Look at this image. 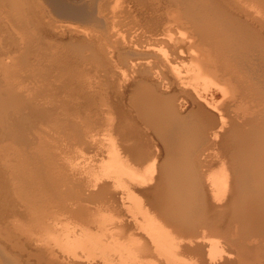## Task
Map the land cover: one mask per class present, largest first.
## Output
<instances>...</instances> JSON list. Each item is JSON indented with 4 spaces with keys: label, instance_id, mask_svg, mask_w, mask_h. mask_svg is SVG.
I'll return each instance as SVG.
<instances>
[{
    "label": "bare ground",
    "instance_id": "6f19581e",
    "mask_svg": "<svg viewBox=\"0 0 264 264\" xmlns=\"http://www.w3.org/2000/svg\"><path fill=\"white\" fill-rule=\"evenodd\" d=\"M33 1L38 8L41 7L42 15L46 18L49 17L50 20L46 23L43 20L44 17H36L41 14L40 8H37L40 14H35L36 16L34 12L33 14L32 12L27 13L24 15L25 17L22 16L23 22L26 24L24 28H28L33 35L30 40H27L29 37H24L23 33H21L23 34L21 38H13L15 34L12 37L11 33L15 26L14 22L17 21H9L5 16L7 20H3L5 14L2 15L3 12H0L2 15V17L0 16V236H3L2 239H6L8 244L10 243L11 246L20 250H15L16 258L13 259V256L10 258L7 254L11 250L8 249L10 251L5 254L3 250L6 248V243L0 242V264H34L28 260L29 255L32 254L40 256L41 260L44 258L47 263L43 262L42 264H180L179 250L185 251L183 249L188 248L194 249L193 251L200 254V264H217L218 262L214 261L211 251L217 253L218 250L225 249L224 246L227 245L229 251V248L232 249L233 246L228 244V241H226L227 244L222 243V245L218 241L211 240L208 243L209 250H203L207 245L206 237H204V233L199 235V232L205 226L210 227V225L221 226L224 228V230L221 229V232L228 230L235 233L236 231L238 235L236 234L235 241L237 243L234 242L232 245L243 251L247 250L246 252H254L255 255L252 253V256L262 255L261 259H263L264 253L261 251L259 253L258 248L261 245L259 249L264 252V116L253 115L256 113V110L253 109L255 106L250 104L255 99L246 93L251 87L248 88V85L246 90V84H243L242 78L247 76V72H244L243 68L248 66L246 64L252 63V61L247 63L250 52L259 53L264 60V0H157L156 4L159 6V10L163 11L156 12V16L153 17H150V14L145 16L143 13V21L140 20L145 23V26L143 25L145 31L141 30V34L143 33L145 39L139 41L140 44L127 46L125 44L127 42L115 37L117 39L114 44L112 46H110L111 43L109 44L112 48L107 47L106 44V49L102 51L99 48V51L96 50L97 48H93L97 47L95 43V46L89 47L86 45H89V42L83 40L87 37H85V33L89 30H87L88 24L94 25L96 29L97 24L99 23L98 25L101 27L100 23L103 22V20L100 22L95 20L97 16L94 18L95 14L93 15L94 11L92 10L94 7L92 8L88 1V3L83 0L80 1L82 3L78 1L70 3L67 0ZM13 2L14 0H0V10L14 13L15 2L14 9L12 10L10 7ZM135 3L132 2L136 5ZM93 4L95 3L93 2ZM124 4L127 3L124 1L122 6ZM171 5H174L175 8ZM129 6L130 8L122 7L121 12L118 10L119 13H123L121 15L124 20L128 16L132 17L131 9L133 7ZM141 6L142 8H139L141 11H139L144 12L147 6ZM148 6L150 8L151 5ZM168 6L172 8L168 9ZM35 10L36 8H34ZM17 11L16 16L19 15ZM58 14L65 15L66 18L70 17L72 18L70 20H75L74 22L77 21L80 25L74 22L71 24L70 21L66 24L64 20L61 23L59 18H65L62 16V18H58ZM50 15L52 17L57 15L56 19L59 20L57 22L60 23L57 24ZM104 16L106 17V15ZM16 19L19 20L17 24L22 21L18 17ZM115 21L118 23L117 20ZM137 21H133V23ZM85 23H87V28L82 26ZM104 25H108V23L105 22ZM124 25L126 27L127 24L124 23ZM94 26L90 27L94 28ZM113 26L115 27V24ZM53 27H59L60 32L57 33ZM140 27L142 28V26ZM21 30L19 31L21 32ZM76 31H83L85 38L81 39L83 35L79 38ZM97 31L99 30L97 29ZM113 31L115 32L114 29ZM123 31L125 32V30ZM171 32L173 33V42L170 40ZM18 35L20 36V33ZM110 39L113 40L112 37ZM36 40L43 45V49L51 48L49 51L52 59H49L54 62L51 69L46 67L48 65L40 69H47L50 72L53 68L61 72V74L58 73L59 78L62 79L61 83H57V92L55 91L53 94L62 91L70 97L71 101L76 100L69 101L71 102L68 104L69 106L67 101L62 100V105L58 106L60 112L57 111L61 118L60 115H55V107L53 109V106L49 107V104H46L48 107L40 104L43 103V98L39 103L34 102L40 96L36 88L33 89L39 93V96H35V99L30 97L31 94L37 92L35 90H32L34 93L30 92L28 87L29 84H32L30 81L35 75L32 76L31 69L29 70L25 66L28 62L27 49L29 52H31L30 49L32 50V48H27V45ZM112 40L110 42H113ZM55 47L59 50L55 49L56 53ZM99 47H103V45ZM165 47L170 48L169 52L172 51L174 55L177 54L179 60L181 51L179 53L177 51H188V55L186 52L187 61L191 63L192 67L188 69L190 67L188 65V68L181 69L183 74H180V69L175 66L173 70L176 74H170L174 80H169V76L168 79L166 78L171 71L166 73V76L162 74L164 80H167L165 82L174 84L168 86L162 85L164 80L157 75V78L155 76L151 78V65L153 66V64L151 61L150 65L145 63L148 59L159 58V51L165 57L166 52L162 51V48L165 49ZM35 49L37 50V47ZM86 49L90 51L88 55L84 53V51L88 52ZM49 51L47 50L48 53H46L49 54ZM253 54L254 58L256 55L253 56ZM30 57L29 59H31ZM45 57L43 60L41 58L39 60H47ZM88 57L92 59L91 62H94V70L107 65L104 64V59L107 58L110 61L113 60L112 63L118 61L120 65L126 62L127 64L131 63L132 67L129 66L132 68L131 71L137 74L134 73V76L131 77V73L128 72L130 73L128 77V73H126L128 68H126L120 73V77L116 75L118 81L115 79V83L110 80H114V78L107 75L108 73L106 74L107 79L103 76L105 79L95 81L94 78L91 79L90 75L93 73V69L91 72L90 69L84 68L90 73L79 70L82 69L79 62L82 63V59L86 60ZM253 58L252 60H254ZM255 58L258 59V57ZM155 60L153 61L155 62ZM169 60L171 59L169 58ZM132 61L135 62L132 63ZM78 65L79 68H77ZM88 65L87 67H89ZM116 65L118 64L116 63ZM159 65L161 64L159 63ZM164 65H168V63ZM254 65L251 66L255 67ZM113 66L114 64L111 67L113 68ZM107 67L110 68L109 65ZM167 67L169 68V66ZM248 67L250 68V66ZM99 69L95 71L98 73ZM262 70L260 69V71ZM43 71L45 73L46 70ZM242 72L246 76L242 77ZM251 72L254 71L251 69ZM251 72L248 74L252 75ZM262 73L264 74V72ZM40 74L38 80L43 77ZM191 75L197 78L203 77L204 81L215 86V89L211 90L212 93L207 94L208 100L205 98L207 105L202 103L206 108H202L201 103L199 104L191 98L192 101L189 97V100H186L187 104L182 108L184 102L180 99V94L184 93L185 95L187 90L185 87V91L182 87L180 89L179 84L182 86V79L191 77ZM255 75L260 76L253 74V76ZM54 76L55 74L52 77ZM109 77L110 79H108ZM74 78L75 80L77 78L76 82H73ZM175 79L178 80L179 89ZM258 79L256 80L258 81ZM42 80L45 83L44 79ZM49 80L52 81V79ZM93 80L95 82H92ZM250 80L252 79L250 78ZM35 82V86H37L36 84L39 83ZM261 82L263 84L264 80ZM252 84L253 82L250 86ZM41 86L44 88L43 84ZM86 86L92 87V90H87L89 94L83 93L82 88ZM263 89H260L261 93H264ZM252 90L254 91V89ZM256 91L253 93L254 96H257L255 95ZM21 94L27 96L30 94L28 98H31L30 101L33 103L25 100ZM43 94L41 91V95ZM49 94L48 96L51 98V91ZM54 98L56 99V96ZM67 98L64 99L68 100ZM78 98H84V101H78ZM260 100L256 99L255 101ZM236 108L238 109L235 110ZM241 109L249 111V114L240 113ZM253 111L255 113H250ZM64 114L73 117L75 124L67 122L70 118L64 117ZM65 119L68 120L65 121ZM43 123H45V127L41 126ZM212 142L213 144H211ZM205 144L208 147L210 144L215 145L214 148L222 153L225 152L227 158L229 157L230 165L227 168L231 173V177H229L230 173L226 170L227 165L224 166L226 162L223 164V161L220 162V158L218 165H221L217 167V171H211L205 175L206 172L203 170L202 173L210 185L209 189H216L215 196L223 195L226 198L227 187L231 192L224 205L211 202L212 205L208 204L209 208L203 202L201 203L204 192H201L203 189L200 187L202 188L204 185L200 186L202 182L199 183V179L203 181V177L197 175L200 166H197L198 162L196 161L198 160L196 159L198 157H195L197 151ZM204 148L211 149L206 146ZM213 154L214 152H212ZM203 156L205 157V155ZM80 157L84 158V161L87 160L83 166H79L82 162V159L81 162L78 161ZM192 158L196 160V164ZM148 160L151 162L144 170L134 167L146 163V161L149 162ZM152 181L154 186L149 187L151 193L148 192L149 188L147 187V189H142L143 184H151ZM138 196L143 200H139ZM205 198L204 200H206ZM209 199L211 198L209 197ZM209 199L207 200L209 201ZM132 203L136 206L135 212L130 210ZM222 203L224 202L222 201ZM108 218L116 220L108 221ZM70 221L75 224L69 225ZM148 223L153 232L147 228ZM140 231H143L144 234L138 236ZM172 232L183 237H194L196 242L193 243L195 240L192 239H188L186 243L182 242L183 239L176 241L177 237ZM214 232L212 229L209 230L210 234ZM234 233L233 235L236 236ZM228 234L226 231V235ZM134 236L146 238L147 242L139 246L133 242L123 243V239L126 237ZM207 238H213V235L212 237L207 236ZM220 238L216 239L220 240ZM227 238L229 237L227 236ZM232 238L230 240L234 241ZM2 239L0 240L2 241ZM233 250L228 254H232L230 253L232 251L234 254L235 248ZM243 251L241 258L247 260L249 253L244 254ZM97 253L103 257L97 258ZM17 260H22L23 263H18ZM36 261L34 262L37 263ZM251 264H264V260Z\"/></svg>",
    "mask_w": 264,
    "mask_h": 264
},
{
    "label": "rangeland",
    "instance_id": "374dc122",
    "mask_svg": "<svg viewBox=\"0 0 264 264\" xmlns=\"http://www.w3.org/2000/svg\"><path fill=\"white\" fill-rule=\"evenodd\" d=\"M26 1H27V2H26ZM28 1H29V2H28ZM67 1L70 2V3H77V1H78L79 3H82V2H80V1H82V0H75V1H74V0H67ZM72 1H73V2H72ZM83 1H86V3L89 2L88 4H91L92 8L94 7V8L92 9V10L94 11L93 15L95 14V15H94V18H96V16H97V18H98V19L96 18L95 20H96V21L99 20L98 22H100L101 20H103L104 23H103V22L100 23V24L102 25L101 27H100V25H98V24H99V23H98V24H97V27H98V28L96 27V29H95V26H94V25H90V24H88V26H89V27H88V26H87V23H85L86 25L84 24L85 26L82 24L83 27H85V28L88 27L87 30H88V29L90 30V31L88 30V32H86L87 30L85 31L87 34H89V33L92 32V33L89 34V35H87V34L85 33V37L87 36L86 38L84 37V33H83V31H76L75 33L78 34V37H79V38H81V37H82L81 35H83V37H82L81 39L85 38V39H83V40H85L87 43L89 42V45L86 44V42H85V44H86L87 46H89V47H93V46H95V44H96L97 47H93V48H95V49L97 48L96 50H98V51H99V49H100L101 51H102L103 49L105 50L107 45H108L107 47L112 48V47H110V46H112V45L114 44V41H116V39H117L118 37H119L118 39H123L124 42H127V43H125L127 46H128V45H130V46L136 45V46H137L138 43L140 44V42L142 41V39H145V38L143 37V33L141 34V30H142V31H145V29L143 28V27L145 26V23H144V22L142 23V21H143L142 17L144 16L143 13L145 14V16H146L147 14H148V15L150 14V17H153V16H156V12L159 13V11H160V12L163 11V10H159V6H157V4H156L157 0H153L154 2L151 1V0H147V1H146V0H136V1H135V0H132V1H131V0H130L131 2H130L129 0H127L128 2H127L126 0H123V1H122V0H121V1H120V0H106V1H105V0H101V2H100V0H98V1L96 0L97 2L94 1V0H93V1H92V0H90V1H89V0H83ZM87 1H88V2H87ZM108 1H109V2H108ZM110 1H111V2H110ZM118 1H119V2H118ZM124 1H125V3H127L128 5H127V4H124V5L122 6V4H123ZM145 1H146L148 4H147ZM14 2H15V4H14ZM14 2L12 3V6H10V5H9V6H10L11 9L13 10V9H14L13 4H14L16 10L14 9L13 11H14L15 14H14L13 12H11V13H12V15H11V13H9V11L0 10V12H3L2 15L5 14V15H3V20H4V19H5V20L8 19L9 21L12 20V22H13L14 20L17 21V22H14V25H15L14 27H17V28L19 27L20 29H17V28H14V27H13V29H12V33H11L12 37H13V35L15 34L13 38H17V39H18V38H21V37L23 36V34H24V35H25L24 37H26V38L29 37V38H27V40H28V39L30 40L31 36H33V35H32V33L28 30V28H26V29L24 28V26H25L26 24L23 22V21H24V18H23L22 16L26 15L27 13H31V12H32V14H33V12H34V15H35V14H40L39 12H41V11H40V10H41V7H39V8H40V9H39L38 6L36 5V3H35L33 0H31V1H30V0H25V2H24V0H23V1H22V0H21V1H20V0H14ZM22 2H23L24 4H23ZM33 2H34V3H33ZM93 2H94L95 4H93ZM102 2H103V4H101ZM107 2L109 3V6H108ZM121 2H122V3H121ZM132 2H133V3L136 2V3H135L136 5L132 4ZM139 2H141V3H139ZM16 3H17V4H16ZM119 3H120V4H119ZM130 3H131V4H130ZM142 3H143V4H142ZM149 3H152V4H149ZM154 3H155V4H154ZM157 3H158V2H157ZM18 4H19V5H18ZM27 4H28V5H27ZM29 4H30V5H29ZM96 4H97V5H96ZM105 4H106V5H105ZM110 4H111V5L113 4V6H111ZM21 5H22V6H21ZM25 5H26V6H25ZM32 5H33V7H32L33 9L31 8ZM101 5H102V7H101ZM103 5H104L106 8H107V7H108V8H107V9L105 8V9H106V10H105ZM114 5H115V6H114ZM117 5H120V6H117ZM129 5H132L131 8L133 7V8L131 9V13L133 12V13L131 14V15H132V17H131L132 19L129 18V16H128V18H126V20H124V17H122V15H121V14H123V13H119V12H121L120 10L122 9V7H126V6H128V7L130 8ZM133 5H134L135 7H134ZM137 5L139 6L138 8H137ZM141 5H145V6H147V9H146L144 12H140L141 10H140L139 8H142ZM148 5H151L150 8H149ZM154 5H155L156 7H153ZM18 6H21V7H19L20 10H19ZM140 6H141V7H140ZM171 6L173 7L174 5H171ZM171 6H170V7L168 6V7H169L168 9L172 8ZM24 7H25V10H24ZM96 7H97L98 9H97ZM116 7H118V8H116ZM152 7H153V8H152ZM26 8H28V9H26ZM34 8H36L35 11H34ZM37 8L39 9V12H38V9H37ZM114 8H115V9H114ZM135 8H136V9H135ZM173 8H175V7H173ZM11 9H10V10H11ZM108 9H109V11H107ZM133 9H134V10H133ZM151 9H158V10H151ZM17 10H18V11H17ZM23 10H24V13H23ZM30 10H33V11H30ZM114 10H115V11H114ZM118 10H119V12H118ZM135 10H137V11L135 12ZM139 10H140V11H139ZM142 10H143V9H142ZM147 10H149V11H151V12H154L153 14H155V15H153V14L150 13L149 11L147 12ZM16 11H17L18 14H19V15L17 14L18 16H16ZM21 11H22V12H21ZM26 11H27V12H26ZM28 11H30V12H28ZM36 11H37L38 13H37ZM102 11H103V12H102ZM110 11H112L113 13L110 12ZM138 11H139V13H138ZM105 12H106V13H105ZM108 12H109V13H108ZM146 12H147V13H146ZM20 13H21L22 15H21ZM110 13H111V14H110ZM115 13H117V14H115ZM134 13H136L137 15L134 14ZM140 13H142V14H140ZM6 14H7V15H6ZM102 14H103V15H102ZM107 14H108V15H107ZM139 14H140V16H138ZM151 14H152V16H151ZM2 15H1V13H0V16H1V17H2ZM8 15H9V16H8ZM104 15H106V17L108 16V18H106ZM114 15H115V16H114ZM116 15H117V16H116ZM120 15H121V16H120ZM131 15H130V16H131ZM133 15H134L135 17H134ZM4 16H5L6 18H7V17H8V18L6 19ZM19 16H20V17H19ZM35 16H36V15H35ZM50 16L52 17V15H50ZM56 16H57V15H56ZM56 16H53L51 19H53L57 24H59L60 22L62 23L63 20H64V23H66V24H68V22L70 21L71 24H74V23H75V24H77V25H80L79 22L76 21V22H77V23H76V22H74L75 20H74V21H73V20H70V19H72V18H70V17L66 18L67 16H65V15H61V14H58L57 17L59 18V17L62 16V17H64L67 21L61 17L62 19L59 18V20H61V21H60V22H57L58 19H56V18H57ZM99 16H101V17L99 18ZM110 16H111V17H110ZM119 16H120V17H119ZM136 16H138L139 18H138V17L136 18ZM14 17H15V19H13ZM17 17H18L20 20H22V21H20L21 25H20V23L17 24V23L19 22V20L16 19ZM21 17H22V18H21ZM24 17H25V16H24ZM36 17H38V18H39V17H42V18H43L44 15H42V12H41L40 16H36ZM112 17H114V18L112 19ZM117 17H119V18L117 19ZM133 17H134V18H133ZM44 18H46V17H44ZM44 18H43V20H44L46 23L49 22V21H48V20H50L49 17L46 18L47 20L44 19ZM103 18H104V19H103ZM120 18H121V19H120ZM135 18H136V20H134ZM1 19H2V18H1ZM106 19H107V20H106ZM108 19H109V20H108ZM119 19H120V20H119ZM140 19H141L142 21H141ZM59 20H58V21H59ZM111 20H113V21H111ZM115 20H117L118 23H116ZM118 20H119V21H118ZM121 20H122L123 23L121 22ZM130 20H132V21H130ZM137 20H139V21H137ZM110 21H111V23H112L113 25L115 24V27H114L111 23H109ZM114 21H115V22H114ZM124 21H125V22H124ZM129 21H130V22H129ZM133 21H137V22H134V23H133ZM70 22H69V23H70ZM73 22H74V23H73ZM105 22H106V24L108 23V25H104ZM126 22H128V23H126ZM140 22L142 23V25H140V24H141ZM23 23H24V25H23ZM124 23L127 24L126 27H125ZM16 24H17V25H16ZM121 24H122V25H121ZM134 24H137V25H134ZM22 25H23V27H21ZM103 25H104V26H103ZM123 25H124V26H123ZM138 25H139V26H138ZM143 25H144V26H143ZM86 26H87V27H86ZM90 26H91V27L94 26V28H91ZM105 26H108L109 28H108V27L105 28ZM110 26H111V27H110ZM128 26H129V27H128ZM134 26H135V27H134ZM136 26H137V27H136ZM140 26H142V28H141ZM113 27H114V28H113ZM117 27H118V28H117ZM120 27H121V28H120ZM122 27H123L124 29H123ZM131 27H134V28L130 29ZM139 27H140V28H139ZM21 28H22V30H21ZM23 28H24V29H23ZM58 28H59V27H58ZM58 28L53 27V29H54L57 33L60 32V31H59L60 29L58 30ZM101 28H102V30H103L104 28H105V29L102 31ZM16 29H17V31H16ZM92 29H93V30H92ZM97 29H98L99 31H97ZM113 29L115 30V32L113 31ZM116 29H117V31H116ZM136 29H137V30H136ZM19 30H21V32H20ZM23 30H26L27 32H26V31H23ZM57 30H58V31H57ZM123 30H125V32H126V31H127V32L125 33ZM22 31H23V32H22ZM104 31H106V32H104ZM110 31H111V32H110ZM122 31L124 32V34H123ZM128 31H129V32H128ZM134 31H135V33H134ZM15 32H16L17 34H16ZM24 32H25V33H24ZM29 32H30V33H29ZM95 32H96V33H95ZM116 32H118V33H117V36H115V35H116V34H115ZM19 33H20V36L18 35ZM21 33H23V34H21ZM26 33H28V34H26ZM94 33H95L96 35H98V33H99V35H101V36L98 35V36L96 37V35H95ZM106 33H108V34H106ZM109 33H110V34H109ZM113 33H114V34H113ZM121 33H122V34H121ZM127 33H128L129 35H130V34H132V35L129 37V35H128ZM137 33L139 34V36H138ZM145 33H146V34H149V33H147V32H145ZM93 34H94V35H93ZM172 34H173V33L171 32V33H170V40L173 39V35H172ZM26 35H27V36H26ZM105 35H106V36H105ZM119 35H120V36H119ZM123 35L125 36L124 38H123ZM126 35H127V36H126ZM133 35H134V36L136 35V36L134 37ZM141 35H142V36H141ZM94 36H95V37H94ZM68 37H69V36H68ZM90 37H91V38H90ZM106 37H107L108 39H107ZM111 37L113 38V40L110 39ZM115 37H117V38L115 39ZM128 37L131 39L130 42H129L130 39H129ZM26 38H25V41H26ZM98 38H99V40H98ZM100 38H101V39H100ZM137 38H138V40H137ZM125 39H126V40H125ZM135 39H136V40H135ZM88 40H89V41H88ZM93 40H94V41L96 40V41L94 42ZM103 40H104V42H103ZM108 40H109V41H108ZM110 40H112L113 42H110ZM133 40H134V41H133ZM25 41H24V42H25ZM36 41H37V43H35ZM36 41H33L34 43L31 42L32 45H34V44L36 45V46H34V47H33L31 44H28V45H31V47H28V45H27V48H29V49L32 48V50L30 49L31 52H29V50L27 49V53H28V54H27V56H28L27 61H28L29 63H30V62H31V63L29 64V63L27 62L25 66H27V68H29V70L31 69L30 71H31V73H33L32 76H33V75L36 76V77H35V76L32 77V80L30 81L32 84H29V86H28V87H29V90H31L30 92L34 93V91H32V90H35V89H33V88H36L37 91L40 93V96H39V93H38L36 90H35V91H36L37 93H35V94H31V95H33V96H31L30 94H28V96L25 95V94H23V95L21 94V95L24 96V99H25V100H29V101L32 100L31 98H30V99L28 98L29 95H30V97H33V98H34L35 96H37V97L39 96V98H37V97H36V98H37V100L39 99L40 101H37V100L34 98V99H35L34 102L36 101V103H37V102H38V103L41 102V100H42V98H43V103L41 102L40 104H42V106H44V107H46V106L49 104V107H50V106H53V107H52L53 109H54V107H55V109H54L55 111H54V112H55V115L58 116V115H60V113H58V112H60V110L58 109V108H60V107H58V106H59L60 104L62 105L63 101H67V105H68L69 103L71 104V102L76 101V100H72V101H71V100L69 99L70 97H69L65 92L63 93L62 91H59V90H58V91L60 92V94H59V92L56 93L55 95L53 94V92L56 91V87H58V84L61 83V80H62V79L59 78L60 75L58 74V73L61 74V72L57 71L58 69L55 70V69H53V68H52V71L50 70V72H49V70H47V69H40V68H44V66H46V65H48V66H46L48 69H51V66H52V64L54 65V62H53V60H50V59H49V58H51V56H50L51 53H50V51H49V50H51V48H50V49H43V45H41V44L38 42V40H36ZM91 41H93V42H91ZM98 41H101L103 44H102L101 42L99 43ZM137 41H138V42H137ZM139 41H140V42H139ZM29 42H30V41H29ZM29 42H28V43H29ZM97 42H98V44H97ZM107 42H108V43H107ZM134 42H135V44H134ZM172 42H173V40H172ZM94 43H95V44H94ZM104 43H105V44H104ZM110 43H111V44H110ZM129 43H130V44H129ZM26 44H27V43H26ZM39 44H40V45H39ZM106 44H107V45H106ZM109 44H110V46H109ZM37 45H38V46H37ZM102 45H103V47H99V46H102ZM36 47H37V50L35 49ZM104 47H105V48H104ZM157 47H158V46H157ZM162 47H163V46H162ZM39 48H40V49H39ZM41 48H42V49H41ZM98 48H99V49H98ZM55 49H56L57 51H59L57 47L54 48V51H55ZM162 49H163L162 51H165V52H166L167 60H166V56L163 57V56H162V52L159 51V53H158V57H159L160 59H159V58H157L156 60H155V59H148V60L145 62V63H149V62L151 61V63L153 64V66L151 65V70H152V71H151V74H150V77H151V78L154 77V76H155V78H157V76L163 78V76H166V73H169V72L171 71L169 74H167L166 78L168 79V78L170 77L169 80H174L173 78H171V77H173V76H171V75H173V74L175 73L174 70H173V68H174L175 66H177V67L180 69V71H181V69L188 68V65L190 66L188 69L192 68V67H191V63H189V62L187 61V60H188V57H187V55H188V51H185V50H178V51H177V53H179V51H181V53H182V54L180 53L181 58H180V56H179V58H180V60H181V61H180V60L177 58V54L174 55L172 51L169 52L170 48L165 47V49H164V48H162ZM168 49H169V50H168ZM40 50H42V51H40ZM45 50H46V51H45ZM47 50L49 51V54H47V53H48ZM86 50H87L88 52L86 53V52L84 51V53H85V55H88L90 51H89L88 49H86ZM57 51H55V53H56ZM182 51H183V52H182ZM46 52H47V53H46ZM168 52H169V53H168ZM186 52H187V55H186ZM38 53H39V54H38ZM77 53H78V52H77ZM82 53H83V52H82ZM84 53H83V54H84ZM251 53H252V54H253V53L255 54V51H252V52L249 53V56H248L249 60H248L247 63H249V61H252V63H249L250 65H249V64H246V66H247V65L250 66V68H251L255 73H254V72H251V69H250L248 66H247V67L245 66V67H246V68H245L246 70H245L244 68H243V70H244V72H245V71L247 72L246 74H247V76H248L249 78H248V77L245 75V73H243V72H242V77H243V75H244V76H246L249 80H248L246 77H245V78L243 77V78H244V79L242 78V80H244L243 84H246V85H247V86L245 85L246 90H247L248 85H249L248 88L251 87L252 89H254V91H253V90L250 88L251 90L248 89V91L246 92L247 94L249 93L248 95L252 96V97H251L252 99H255V100H256V99H257V100H260V99H261L262 101H264V93H261V91H260V89H261V88L263 89V87H264V82H263V84H262V82H261V80H264V74L262 73V72H264V68H262V67H264V62H263L264 60L262 59L261 55H259V53H256V54H255L256 56H254V54H253L254 58L252 57V54H251ZM30 54H31V55H30ZM33 54H35V55H33ZM36 54H38V55H36ZM43 54H44V56H43ZM160 54H161V57H160ZM168 54H169V55H168ZM184 55H185V56H184ZM250 55H251V56H250ZM30 56H32L33 58L30 57ZM34 56H35V57H34ZM42 56H43V58H44L45 56H48V57H45V58H47V60L44 59V61H42V60H43ZM170 56H171V57H170ZM173 56H174V57H173ZM183 56H184V57H183ZM29 57H30L31 59H29ZM37 57H38V58H37ZM255 57H258V59H256ZM36 58H37V59H36ZM40 58H41L42 60H39ZM161 58H162V59H161ZM164 58H165V60H164ZM169 58L172 60V62H171V60H169ZM172 58H173V59H172ZM175 58H176V59H175ZM182 58H183L185 61H184ZM185 58H186V59H185ZM250 58H251V59H250ZM252 58H253L254 60H252ZM259 58H260V59H259ZM51 59H52V58H51ZM89 59H90L89 57L86 58L87 62H85V63H84V61H86V60H85V59H82V60H83L82 63H84V64H82L81 62H79V65L82 66V69H81V68L79 69L80 71H83V72L86 71V72L90 73V71H87V70H89V69H90V70H91V69L94 70V67H93V65H94L93 63H94V62H93V61L91 62L92 59H90V60H89ZM103 59H104V58H103ZM111 59H112V58H111ZM114 59H115V58H114ZM174 59H175V60H174ZM261 59H262V60H261ZM31 60H32V61H31ZM34 60H36V61H34ZM104 60H105L104 64H107V65H103V67L101 66L102 68L99 67L100 69L97 68V69H99V72H98L99 74L97 73V71H98L97 69H95V70H97V71H95V70H94V71L91 70V72L93 71V73H94V74H93V73L90 74V75H91V79L94 78L95 81H98V80H101V79H105V77H106V79H107V77H108L107 75H109V76H111V78H114V80L116 79V80L118 81V77H120V75H121L120 73H122L123 71H125L126 68H128V70H126V71H127L126 73L130 72V73H131V77L134 76L133 74H134L135 72H132V71H131L132 68L129 67V66L132 67L131 63H130V64L128 63V64H129V65H128L127 62H126V63H123V64L120 65L119 62L116 61V63L118 64V65H116V63H112L113 60L110 61V59H107V58L104 59ZM106 60H107V61H106ZM153 60H155V62H154ZM168 60H169V62H168ZM182 60H183V61H182ZM258 60H259V61H258ZM41 61H42V62H41ZM45 61H47V62H45ZM74 61H75V60H74ZM152 61H153V62H152ZM159 61H160V62H159ZM163 61H164V62H163ZM165 61H166V62H165ZM175 61H176V62H175ZM177 61H179V62H177ZM256 61H257V62H256ZM34 62H36V63L38 64V66H36L37 64L34 63ZM38 62H39V63H38ZM44 62H45V64H43ZM50 62H51V63H50ZM88 62H89V63H88ZM107 62H108V63H107ZM114 62H115V61H114ZM134 62H135V61H132V63H134ZM158 62H159L161 65H159ZM173 62H175L176 64L173 63ZM40 63H42V64H40ZM46 63H47V64H46ZM109 63H110V64H109ZM151 63H149V65H150ZM162 63H163V64H162ZM167 63H168V65L165 66L164 64H167ZM172 63H173V64H172ZM178 63H179L180 65H179ZM182 63H183V64H182ZM28 64H29V65H28ZM35 64H36V65H35ZM49 64H50V66H49ZM87 64H89L88 66H89L90 68L87 67ZM113 64H114V66H113V68H112L111 66H112ZM186 64H187V65H186ZM254 64H255V65H254ZM256 64H257V65H256ZM259 64H260V65H259ZM31 65H32V66H31ZM40 65H41V66H40ZM79 65H78L77 68H79ZM91 65H92V66H91ZM108 65H109L110 68L107 67ZM110 65H111V66H110ZM146 65H148V64H146ZM149 65H148V66H149ZM154 65H156V66L154 67ZM158 65H159V66H158ZM163 65H164V68H163ZM173 65H174V66H173ZM181 65H182V66H181ZM251 65H252V66L254 65L255 67H252ZM258 65H259V66H258ZM262 65H263V66H262ZM39 66H40V67H39ZM84 66H85V67H84ZM117 66H118V67H117ZM119 66H120V67H119ZM157 66H158V67H157ZM167 66H169V68L172 69V70H170ZM31 67H32V68H31ZM35 67H36V70H35ZM38 67H39V68H38ZM91 67H92V68H91ZM121 67H122V68H121ZM123 67H124L125 69H124ZM159 67H160V68L162 67L161 69L164 70V71H162ZM165 67H166V68H165ZM171 67H172V68H171ZM258 67H259V68H258ZM37 68L39 69V71H38ZM84 68H86L87 70H85ZM105 68H106V69H105ZM114 68H115V69H114ZM118 68L121 70V72H120V70H119ZM153 68H154L155 72H154ZM247 68H248V69H247ZM103 69H104V70H103ZM108 69H109V70H108ZM111 69H114V70L111 71ZM157 69H158V70H157ZM166 69H167V70L169 69V70L167 71ZM249 69H250V70H249ZM256 69H258V70H256ZM260 69H261V70L263 69V70L260 71ZM33 70H35V71L32 72ZM43 70H46L45 73H44ZM53 70H54L56 73H55ZM115 70H117L118 72L115 71ZM192 70H193V69H192ZM255 70H256V71H255ZM37 71H38V72H37ZM101 71H103V72L106 71V72L103 74V72H101ZM159 71H160V74H159ZM166 71H167V72H166ZM258 71H259V72H258ZM36 72H37V73H36ZM48 72H49V73H48ZM86 72H85V73H86ZM181 72H182V71H181ZM181 72H179V73H180V74H183V72H182V73H181ZM248 72H249V73L251 72V73H253V74H257V75L260 73V74H259L260 76L258 75L260 78L257 77L256 75L253 76V74H252V75H251V74H248ZM40 73H41V74H40ZM46 73H48L50 76H49L48 74H46ZM52 73L55 74L54 77H52V76H53ZM95 73H97L98 75L95 74ZM107 73H108V74H107ZM130 73H128V77L130 76V75H129ZM154 73H155V74H154ZM39 74H40V76H43L42 79H44L45 83L43 82V80L41 79L40 76H39V77H40L41 81H40V79L38 80V75H39ZM43 74H44V75H43ZM57 74H58V76H57ZM101 74H103V75H101ZM106 74H107V75H106ZM111 74H112V75H111ZM136 74H137V73H135V75H136ZM162 74H163V76H162ZM170 74H171V75H170ZM175 74H176V73H175ZM175 74H174V75H175ZM261 74H262V75H261ZM47 75H48V78H47ZM94 75H96V76H94ZM116 75H119V76L117 77ZM156 75H157V76H156ZM194 75H195V74H194ZM45 76H46V77H45ZM92 76H94V77H92ZM100 76H101V77H100ZM103 76H105V77H103ZM168 76H169V77H168ZM261 76H263V77H261ZM56 77L59 79L58 81H57V78H56ZM97 77H99V78L96 79ZM33 78H35V79H33ZM55 78H56V80H55ZM188 78H189V79H188ZM188 78H184V79H182V81H181V82H182V83H181L182 86L178 83V80L175 79V80H176V83H177V85H176L177 88H178V84H179L180 89H181V87H182L183 91H185V89H186L187 91H188V90H189V91L192 90L191 92H189V91H188V92L185 91V92H186L185 95H184V93H183V95L180 94V96H181L180 99H182V101L184 102V104H182V108L185 107V104H187L186 102H187L189 99H191V98H192L193 100H196L197 103H199V104L201 103L200 106H201L202 108H206V107L204 106V105L206 104L205 100H206V99L208 100V97H209V96H208V97H206V96H207V94H211V93H212L211 90H214V89H215L214 84H212V83H208L207 81H204V80H203V77H198V78H197L196 76L191 75V77L189 76ZM250 78H251L252 80H250ZM258 78H259V79H258ZM262 78H263V79H262ZM45 79H48V80H45ZM49 79H52V81L49 80ZM108 79H110V77H109ZM164 79H165V78H163V80H164ZM256 79H258V81L261 82V83H259ZM54 80H55V83H54ZM94 80H93L92 82H95ZM110 80H112L114 83L116 82V80H115V81H114L113 79H110ZM245 80H246V81H245ZM253 80H254V81H253ZM32 81H33V82H32ZM35 81H37V83H39V84H36L37 86H35V83H36ZM47 81L50 82V83H48ZM59 81H60V82H59ZM76 81H77V78H76V80H75V78H74V79H73V82H76ZM165 81H167V80H164V83H163L162 85H164V86H166V85H167V86H168V85H174V84H171V83L169 84V82H165ZM247 81H249V82L251 81V82L249 83V82H247ZM30 82H29V83H30ZM52 82H53V83H52ZM185 82H186V83H185ZM245 82H246V83H245ZM252 82H253V84H252L253 87L250 86ZM254 82L258 83L259 85H258V84H255ZM24 83H25V82H24ZM33 83H34V84H33ZM57 83H58V84H57ZM40 84H41V85L43 84V87H44V88H42V86H41ZM49 84H51V85H49ZM53 84H54L55 86H54ZM165 84H166V85H165ZM46 85H48L49 87L47 88ZM255 85H256V86H255ZM262 85H263V86H262ZM30 86H31V87H30ZM32 86H33V87H32ZM40 86H41V87H40ZM45 86H46V87H45ZM51 86H52V87H51ZM261 86H262V87H261ZM54 87H55V88H54ZM90 87H91V86H90ZM90 87H89V86L83 87V88H82V89H83V93H85V94H89V93H88L89 91H87V90H92V87H91V89H90ZM118 87H119V85H118ZM184 87H185V89H184ZM187 87H189V88L187 89ZM256 87H257V88H256ZM259 87H260V88H259ZM45 88H46V89H45ZM211 88H212V89H211ZM255 88H256V89H255ZM84 89H85V90H84ZM178 89H179V88H178ZM199 89H200V90H199ZM258 89H259V90H258ZM40 90L42 91V94H43L45 91H46L47 93H44L43 95H41V91H40ZM53 90H54V91H53ZM256 90H257V91H256ZM263 90H264V89H263ZM263 90H262V91H263ZM50 91H51V93H52V94H51V95H52L51 98H50V96H48V95H50V94H49ZM251 91H252V92H251ZM255 91H256L255 95H257L258 97H260L261 94H262V96L260 97V99H258L257 96H254L253 93H254ZM56 92H57V91H56ZM250 92H251V93H250ZM257 92H258L259 94H258ZM193 93H194V94H193ZM58 94H59V95H58ZM186 94H187V95H186ZM188 94H189V95H188ZM192 94H193V95H192ZM203 94H204V96H203ZM191 95H192V97H191ZM259 95H260V96H259ZM26 96H27V98H26ZM54 96H56V99L54 98ZM57 96H58V99H57ZM59 96H60V98H59ZM63 96H64V97H63ZM193 96L196 97V98H194ZM40 97H41V98H40ZM44 97L47 98V99H45ZM67 97H68V98H67ZM185 97H186V98H185ZM188 97H189V99H188ZM254 97H256V98H254ZM52 98H54V99H52ZM64 98H67L68 100H65ZM205 98H206V99H205ZM78 99H79V100H78ZM78 99H77L78 101H82V102L84 101V98H78ZM187 99H188V100H187ZM192 99H191V100H192ZM46 100H47V101H46ZM48 100H49V101H48ZM52 100H53V101L55 100V101L53 102ZM58 100H59V101H58ZM62 100H63V101H62ZM184 100H185V101H184ZM186 100H187V101H186ZM193 100H192V101H193ZM197 100H198V101H197ZM255 100L252 101L253 104H252V103H251V104L249 103V104L252 105V106H253V105L255 106V107H253V109H254V111L256 110V111H255L256 113H255L254 111H253V112H250V113H255V114H253L254 116H256V115H257V116H259V115L264 116V112H263V111H264V106H263L264 103H262L261 100H260V101H255ZM29 101H28V102H29ZM69 101H71V102H69ZM199 101H200V102H199ZM30 102H31V101H30ZM49 102H50V103H49ZM52 102H53V104H55L57 107H56L55 105L51 104ZM58 102H59V103H58ZM60 102H61V103H60ZM254 102H255V103H254ZM31 103H33V101H32ZM57 103H58V104H57ZM188 103H189V102H188ZM202 103H203L204 105H203ZM257 103H258L259 105H258ZM43 104H44V105H43ZM46 104H47V105H46ZM255 104H256V105H255ZM206 105H207V104H206ZM250 105H249V106H250ZM260 105L263 106V107H261V108L263 109L262 112H261L262 109L259 107ZM68 106H69V105H68ZM71 106H72V105H71ZM252 106H251V107H252ZM47 107H48V106H47ZM257 107H258V110H257ZM126 108H127V107H126ZM255 108H256V109H255ZM237 109H238V108H236L235 110H237ZM260 109H261V110H260ZM203 110H204V109H203ZM259 110H260V111H259ZM57 111H58V112H57ZM240 111H241V112H240ZM242 111H243V112H242ZM258 111H259V113H258ZM56 112H57V113H56ZM88 112H90V111H88ZM204 112L206 113V111H204ZM239 112L242 113V114H245V113H246V114H249V113H248L249 111L246 112V110L244 111L243 109L239 110ZM257 113H258V114H257ZM261 113H262V114H261ZM99 115H100V113H99ZM101 115H102V114H101ZM63 116L66 117V118H68V119H69V118L72 119V120H70V119H69V120H68V119H65V121L68 120L67 122H70L71 124H75L74 121H73V120H74L73 117L71 118V116H69V115H67V114H66V115L64 114ZM68 116H69V117H68ZM60 118H61V115H60ZM71 121H72V122H71ZM75 121H76V120H75ZM70 123H69V124H70ZM76 123H77V121H76ZM44 124H45V123L41 124V126H44V127H45ZM47 125H48V124H46V126H47ZM48 126H49V125H48ZM148 140H149V138L147 139V141H148ZM149 143H150V142L148 141V144H149ZM211 144H213V142H212ZM211 144L209 145V147H211V149H205V148H204L205 146H206V148H209V147L205 144V146L203 145V146L201 147L202 150L199 149V151H197V154H198V155L195 154V157H198V158L196 159V160H198V161H196L194 158H192V161H193L195 164H196V162H198V164H197L198 167H199V166H200V167L202 166V167H201V168H202V171H201V168L199 167L200 169L198 168V170H197V166L195 165V166H196V170L199 172V173H197V175L199 174L198 177H201V178L203 177V178H202L203 181H202L201 179H199V183H200V181H201L202 183H200V186H203V185H204V186H203L204 188H203V187H202V188L200 187V189H203L201 192H204V193H205V194L202 193V194H203L202 197H203V196H204V198H205L206 196H208V197L205 198L206 200H204V198L201 199V200H202L201 203L203 202V204H205L207 208H209V205H212V203H217V202H218L219 204L224 205L225 202H226V198H227L228 195L231 193V192H229V190H230L229 187H227V190H228V192L226 191L227 194L224 192V193L226 194V198L223 197V195H222V196H221V195H218V196L220 197V198H219V197H217V195L215 196V194H216V189H212V190L209 189V188H210V187H209L210 185H209V182H207V179L205 178V175H207V174L210 173L211 171H215V170L217 171V170H218L217 167H219V166L221 165V164L218 165V164H219V163H218L219 160H220V162L223 161V162H222L223 164H225V162H226V164H225L224 166L227 165V166H226V170L229 171L228 173H230V169L228 170V168H229L228 166L230 165V161H228V160H229V157L227 158V155H225V152L222 153L221 151H219V150H217L216 148H214L215 145H211ZM203 149H204V150H203ZM212 149H214V150H212ZM200 150H201V151H200ZM209 150H210L211 152H210ZM205 151H206V152H205ZM216 151H217L218 153H217ZM204 152H205V153H204ZM209 152H210V153H209ZM212 152H214V154H213L214 156L212 155ZM215 153H216V154H215ZM202 154L205 155V157H206L207 159H206ZM209 154H210V155H209ZM217 154H219V155H217ZM222 154H223V155H222ZM216 155H217V156H216ZM210 156H211V158H210ZM225 156H226V157H225ZM216 157H217V158H216ZM208 158H209V159H208ZM219 158H220V159H219ZM221 158H222V159H221ZM225 158H226L227 160H226ZM81 159H82V157H80V160L78 159V161L81 162ZM200 159H201V160H200ZM202 159H204L203 162H201ZM211 159H212V160H211ZM213 159H214V160H213ZM215 159H217V160H215ZM218 159H219V160H218ZM223 159H224V160H223ZM236 160H237V159H236ZM86 161H87V160L84 161V158H83V159H82V162H83V163L81 162V163L79 164V166H80V165L83 166V165L86 163ZM148 161H149V162L146 161V163L144 162V163H142V164H138L140 167H139L138 165H136V166H134V167H136V168L139 169V170H144V168L147 166V164L151 162L150 160H148ZM195 161H196V162H195ZM205 161L207 162L206 164H205ZM210 161H211V162H210ZM214 161H216V162H214ZM200 162H201V164H200ZM228 162H229V163H228ZM237 162H238V161H237ZM194 163H193V164H194ZM214 163H216V164H214ZM143 164H145V165H143ZM203 164H204V165H203ZM142 165H143V166H142ZM205 165H207V166H205ZM208 165H210V166H208ZM206 167H208L209 170H208V168H206ZM227 167H228V168H227ZM140 168H143V169H140ZM203 170L206 172L205 175L202 173ZM156 171H157V170H156ZM201 173H202V174H201ZM228 176L231 177V173L228 174ZM205 180H206V181H205ZM203 183H204V184H203ZM205 185H206V187H205ZM144 186H145V188H144ZM151 186H154V182H153V181L151 182V184H150V183H149V184H143V185H142V189H147V188H149V187H151ZM146 187H147V188H146ZM208 190H209V191H208ZM213 190H214V191H213ZM148 192H150V188L148 189ZM150 193H151V192H150ZM211 194H212V195H211ZM205 195H206V196H205ZM209 195H210V196H209ZM211 196H212V197H211ZM224 196H225V195H224ZM209 197H210L211 199H209ZM138 199H139V200H143L140 196H138ZM207 199H209V201H208ZM212 199H213V200H212ZM215 199H216V200H215ZM222 199H223V200H222ZM210 200H212V201H210ZM214 200H215V201H214ZM221 200H222L224 203H222ZM213 201H214V202H213ZM205 202H206V203H205ZM211 202H212V203H211ZM210 203H211V204H210ZM208 204H209V205H208ZM130 210H131L132 212H135V211H136V206H135L134 203H132V205H131V207H130ZM108 219H109L108 221L116 220L115 218H108ZM73 221H74V220H73ZM71 224L73 225V224H75V222L70 221L69 225H71ZM146 226H147V228L149 229V231L153 232V230H152V228H151V226H150L149 223H148V225H146ZM210 227H211V228H210ZM210 227H209V226H208V227L205 226L206 229H205V228H204V229H201L200 232H199V235H201V234L204 233V234H205L204 237H206L205 241L207 242V245L205 244L206 247H204L203 250H206V251L209 250L208 248L210 247V245H209L208 243H210L211 240L218 241L219 243H221V244L223 243L224 245H225V243L227 244L226 241H228V244H230L231 246H233L232 249L229 248V251H231V250H233V248H235V252H234V254H233V251H234V250H233L232 252H230V253H232V254H228V252H229V251H228V247H229L228 245H227L226 247L224 246L225 249H223V250H218L217 253L211 251V253H212V255L214 256V259H215L214 261L218 262L217 264H220V263H221V264H225V262H226V264H232V262L234 261L235 258H236L235 261H234L235 263L233 262V264H236V263H238V264H240V263H241V264H247L248 262H250V263H248V264H251L252 262L257 263L259 260H264V258L261 259V258L263 257L262 255H261L262 257H261V256H257V257H255V256H252V255L254 254V252H251V251H250V252H251V254H250V252H246L247 250H244V251H243V250H241L240 248H236L234 245H232L234 242L237 243V241H235V240H236L235 237H237V235H238V234L236 233V231H235V233H234V232H230V231L226 230V231H227V234L230 232L228 235H226V231H225V232L223 231L224 234H223V232H221L222 230H224V228H221V226L219 227V225H213V226L210 225ZM219 228H220V229H219ZM168 229H169V228H168ZM211 229H212V231H215L213 234H210V233H209V230H211ZM221 229H222V230H221ZM170 230H171V229H170ZM232 231H233V230H232ZM140 232H141V233H138V236H139V235L141 236V235L144 234L143 231H140ZM217 232H218L219 235L217 234ZM172 233H173L174 236L177 237L176 241H179V240L183 239L182 242H183V243H186V242L188 241V239H192V240H195L193 243L196 242V239H195L194 237H186V236L183 237V236H181V235H179V234H177V233H175V232H172ZM221 233H222V234H221ZM233 233H234L235 235H236V234H237V235L234 236ZM220 234H221L222 236H221ZM0 235H1V234H0ZM212 235H213V238H207V236H208V237H209V236L212 237ZM214 235H215V238H214ZM225 235H226V236H225ZM230 235H232V236H230ZM218 236H219V237H218ZM223 236H224L225 238H224ZM227 236H228L229 238H227ZM0 237H1V236H0ZM2 237H3V236H2ZM2 237H1L0 239H2ZM220 237H222V238H220ZM232 237H234V238H232ZM3 238H4V237H3ZM126 238H127V239H126ZM126 238H125L126 240H125V239H123L124 241L122 240L124 244H126V243H128V242H133V243H135V244H138V246H139V245H141V244L147 242V239H146V238H138L137 236H134V237H126ZM216 238H220L221 241H220L219 239H216ZM231 238H232V240H234V241H231V240H230ZM228 239L230 240V243H229V240H228ZM4 240H5V241H4ZM224 240H225V241H224ZM0 242H2V243H3V242L6 243V245H5L6 248H5V246H4L5 250H3L4 253L6 254V253H8V252L11 250V251L7 254V256L10 257V258H12V256H13V259L16 258V251H20V250H19L18 248H14L13 246H11L10 243L8 244L7 241H6V239H2V241L0 240ZM199 244H201V242H199ZM221 244H220V245H221ZM223 244H222V245H223ZM9 245H10V246H9ZM191 246H192V245H191ZM260 246H261V245H260ZM260 246H259V248H261ZM11 248H12V249H11ZM13 248H14V250H13ZM226 248H227V250H226ZM259 248H258L259 253H261V252L264 253V252L262 251V249H259ZM8 249H10V250H8ZM15 250H16V251H15ZM183 250H185V251L179 250V253H180V259H179V262H180V264H200V263H201V262H200V259H201L200 254H199L198 252H196V251H193L194 249H190V248H188V249H183ZM242 251H243V253L245 252L244 254L249 253V254H247V255H248V259L246 258L247 260H243V258H241V257H242ZM256 251H257V250H256ZM260 251H261V252H260ZM12 252H13V253H12ZM14 253H15V254H14ZM235 253H236L237 255H236ZM252 253H253V254H252ZM238 254H241V255L238 256ZM32 255H33V254H32ZM32 255H29V259H28V260L30 261V263H34V264H39V263L42 264L43 262H44V263H47L46 260H45L44 258H42V260H43V261H42L41 259H39V258H41L40 256L37 257V256H35V254H34V255H33L34 257H33ZM225 255H226V256H225ZM233 255L235 256V258H234ZM250 255H251V257H249ZM254 255H255V254H254ZM259 255H260V254H259ZM30 256H31V257H30ZM221 256H222V257H221ZM237 256H238L240 259H239ZM32 257H33L34 260L32 259ZM96 257H97V258H102L103 256H102L101 254L97 253V254H96ZM229 257H230V258H229ZM30 258H31V259H30ZM37 258H38L39 260H38ZM227 258H228V259H227ZM253 258H254L255 260H256V259H257V260L259 259V260H258V261H257V260L255 261ZM221 259H223V260H221ZM226 259H227V260H226ZM230 259H232L233 261L231 260V261H232V262H231ZM237 259H238V260H237ZM251 259H253V260H251ZM36 260H37V261H36ZM44 260H45V261H44ZM236 260H237V261H236ZM242 260H243V261H242ZM34 261H36L37 263H35ZM39 261H41V262H39ZM238 261H239V262H238ZM240 261H241V262H240ZM247 261H248V262H247ZM251 261H252V262H251ZM17 262H18V263H19V262H20V263H21V262L23 263L22 260H17ZM222 262H224V263H222ZM227 262H228V263H227ZM245 262H246V263H245Z\"/></svg>",
    "mask_w": 264,
    "mask_h": 264
}]
</instances>
